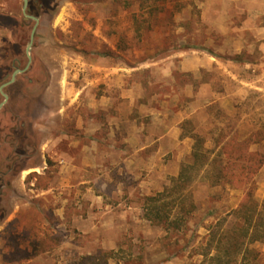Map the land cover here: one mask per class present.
<instances>
[{
    "label": "rangeland",
    "instance_id": "obj_1",
    "mask_svg": "<svg viewBox=\"0 0 264 264\" xmlns=\"http://www.w3.org/2000/svg\"><path fill=\"white\" fill-rule=\"evenodd\" d=\"M231 2L91 0L82 5L72 0H28L30 12L39 17L28 63L25 46L33 21L22 18V0H0V11L5 12L0 15V84L10 78L15 60L21 69L28 64L3 87L8 98L0 108V168L6 171L0 173V226L20 203L37 204L39 188L29 172L52 177L61 165L62 144L68 139L88 140L82 127H74L73 118L81 112L79 107L94 103L98 95L119 103L121 93L138 98L147 107L143 112L157 111L168 124L195 113L193 124L207 147L213 146L212 137L220 130L244 136L263 124L264 50L259 46L264 38L256 37H264V31L257 34L241 26L244 12L235 10L230 17L235 8ZM245 3L264 10V0ZM223 10L226 15L215 21L216 13ZM20 18L25 21L22 27ZM135 20L140 22L138 31ZM260 24L264 25V15ZM234 54H241L240 59L230 58ZM117 66L118 82L110 84L121 87L104 83V72ZM84 85L92 89L82 91ZM149 116L144 121L155 131L159 122L154 126ZM189 144L181 145L182 161ZM256 147L263 149L264 141L252 146ZM172 160L170 154L164 155L158 165L144 170L149 188L123 177L133 182L131 189L113 192L114 188L102 194V204L96 207L101 216L90 218L89 228L62 215V230L41 238L38 235L50 228L39 220L41 226L33 230L36 237L21 244L17 237V256L34 257L28 264H71L104 248L117 252L107 264H199L197 249L205 243L206 226L236 207L242 190L211 185L199 176L187 188L196 207L186 227L167 233L143 217V198L169 183L170 176H163L161 166ZM89 173L94 177L92 170ZM61 182L41 202L48 208L47 220L53 209L62 207ZM254 197L259 202L264 197V164L256 175ZM0 232L5 237L0 240V264H5L14 257L5 252H13L11 239L18 229ZM50 238L56 244L43 246ZM20 245L26 248L21 253ZM251 246L259 251L257 264H264V241Z\"/></svg>",
    "mask_w": 264,
    "mask_h": 264
},
{
    "label": "crops",
    "instance_id": "obj_2",
    "mask_svg": "<svg viewBox=\"0 0 264 264\" xmlns=\"http://www.w3.org/2000/svg\"><path fill=\"white\" fill-rule=\"evenodd\" d=\"M231 1V3H235V8L229 12L230 17L235 14V10L238 13L244 12L246 15L241 23V26L244 28H252L255 32L257 31V34H261L264 31V25L260 24L264 15V10L262 11L261 8L246 5V0ZM28 12L32 14L29 8ZM0 15H5V12L0 11ZM225 15V10L218 11L214 17L215 21L222 19ZM22 18L29 19L24 18L23 13ZM256 38L260 40L264 37L257 36ZM260 42L261 45L259 48L264 50L262 47L264 46V42ZM14 63H17V60L13 62L15 69L17 65ZM118 69H120L118 66L110 67V69L107 70L108 72H104L103 77L107 78L103 80L105 81L104 83L121 87L118 83L110 84L113 80L118 82L116 79L117 75H119ZM82 89V91H87L92 88L84 85ZM123 90L124 89H121L120 92ZM80 91L81 90L79 89V92ZM69 94L67 95L69 96ZM120 96L123 97L121 103H119L118 99L106 100L104 95H98L97 99H94V103L88 101L85 106L81 108L78 106L79 104H76L81 112L73 118L74 127H82L83 138L88 140L79 142L76 139H68L67 142L62 144V150L60 152L61 158L59 159L61 165L59 170L53 174L50 182H48L45 187L38 186L39 190L37 191V194H35V197L39 199L37 204L32 202V206L29 207V204L20 203L19 206H17L18 208L16 207L13 213L7 216L3 225L0 226V231L5 232L11 227H14L16 230L18 229V234L17 232L15 233L14 239H11L12 244L10 243L13 245V252L9 249L5 252L6 254L9 253V255H13L14 257L7 258L6 260L9 261L5 264H28L34 259L33 257L31 259L29 258L24 260L22 259L21 254L17 256V237L18 240L20 239V244L23 240L29 241V238L32 239L33 237H36V235L34 236L33 230L38 228L39 225L41 226V220L44 224L46 223V225H48V229L50 228L49 231H45L38 235L41 236V238L45 236L53 237L55 236V234H53L54 232H60V230H62V226L60 224L62 215H64V218H67L68 221H73L78 224L81 222L86 228H89L90 218L93 220V218L97 219L101 216L99 213L100 211L96 212V210H98L96 207L101 206L102 204V194H108L109 190L114 188L115 191L113 192H116V190L121 191L124 188L131 189L132 183L138 182V180L141 182L139 184L141 188H149L147 187V179H144L142 174L149 166L158 165L159 160L164 157V155L170 154L173 158L172 161L168 162V165H163L162 163L161 173L165 176V178L167 175L170 177L176 176L181 163L190 160L193 139L191 141L192 137L182 134L184 130L182 125L185 120H188V124H191L193 131L199 133L198 128L193 124L195 113L168 124L167 122H169V120L165 121L164 119L159 118L157 111L150 110L146 113L143 112V109H147V107L145 106V103H139L137 101L138 98H128L129 96L123 93H121ZM124 103H126L125 108H123ZM148 114L151 115L149 116V122H152L154 126L159 122L160 127H157V130L155 131L154 129L152 130V128H148L149 123L146 118ZM62 139V136L58 137V140ZM188 141H190L189 148L187 150V153L189 152V154L187 158L182 161L180 159L182 152L181 145L183 142ZM171 164H173V169ZM91 170L94 175L92 178L89 176V172H91ZM5 172L6 171L0 170V173ZM60 173H64V176L60 177ZM123 177L126 179L131 177L133 182L124 181ZM59 179H62L61 185L63 196L61 200L63 204H61V208L60 206H57V208L53 209L47 220L45 212L48 208H45L41 202L47 198L46 193H48L51 188L58 183ZM164 184L161 187L159 186L157 191L162 190L166 185ZM53 224H55L54 226L56 227H53ZM3 238L5 237L3 233L0 232V240ZM21 248L22 246L20 245V253L23 249H26L24 247L23 249ZM95 251L96 250H94V252ZM38 255L40 254L37 253L36 256Z\"/></svg>",
    "mask_w": 264,
    "mask_h": 264
},
{
    "label": "trees",
    "instance_id": "obj_3",
    "mask_svg": "<svg viewBox=\"0 0 264 264\" xmlns=\"http://www.w3.org/2000/svg\"><path fill=\"white\" fill-rule=\"evenodd\" d=\"M72 1L86 5L91 0ZM24 23L20 18L18 25L22 27ZM135 24L138 31L140 22ZM240 57L241 54H234L230 58ZM188 123V120L183 122L182 134L193 139L190 160L181 163L178 174L170 177L162 190L144 196L143 217L167 233L183 230L196 207L187 188L199 176L207 178L211 185L227 184L241 189L242 196L236 207L206 226L205 243L197 249L201 255L199 264H257L259 251L251 245L264 241V197L259 202L254 191L256 175L264 164V148L252 146H259L264 141V123L244 136L220 130L212 137V147H207L204 136L194 132ZM31 176L36 177L35 184L41 187H45L51 178V174L36 172L28 174ZM46 241L43 246L56 244L51 242L52 238ZM116 253L113 249L98 248L71 264H107Z\"/></svg>",
    "mask_w": 264,
    "mask_h": 264
},
{
    "label": "water",
    "instance_id": "obj_4",
    "mask_svg": "<svg viewBox=\"0 0 264 264\" xmlns=\"http://www.w3.org/2000/svg\"><path fill=\"white\" fill-rule=\"evenodd\" d=\"M27 3H28V0H23V4H22V13H23V16H24V18H29V19H32L34 21V24H33L32 28H31V31H30V34H29L28 42H27V44L25 46V54H26V56L28 58V63H29V61L31 59L30 49H31V45H32V42H33V37H34L35 29L37 27L39 18L37 16H34V15H32V14H30L28 12ZM27 67H28V64L24 68H22V69H20L18 67H15V69L13 70V72H12V74L10 76V79L0 85V92H1V94L3 96L2 101H0V107L2 106V104L7 99V94L2 90V88L4 86H6L7 84L11 83L14 80L15 75L17 73H19V72L24 71Z\"/></svg>",
    "mask_w": 264,
    "mask_h": 264
},
{
    "label": "flooded vegetation",
    "instance_id": "obj_5",
    "mask_svg": "<svg viewBox=\"0 0 264 264\" xmlns=\"http://www.w3.org/2000/svg\"><path fill=\"white\" fill-rule=\"evenodd\" d=\"M0 170H1V168H0ZM2 171V170H1ZM5 171V170H4Z\"/></svg>",
    "mask_w": 264,
    "mask_h": 264
}]
</instances>
